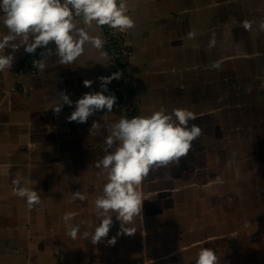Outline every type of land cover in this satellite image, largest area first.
<instances>
[{"label": "rangeland", "instance_id": "rangeland-1", "mask_svg": "<svg viewBox=\"0 0 264 264\" xmlns=\"http://www.w3.org/2000/svg\"><path fill=\"white\" fill-rule=\"evenodd\" d=\"M189 2L180 18V58L172 65L177 71L164 82L148 83L144 94L136 92L134 111L128 113L129 105L119 98L116 112L104 111L98 120L93 116L89 126L60 128L59 121L68 117L60 114L47 128L41 104L33 106L26 93L1 100L0 252L30 250L36 264H55V258H42L50 250L64 264H144L148 252L166 255L159 264H195L200 249L210 247L221 264H264V31L258 29L264 0ZM185 6L180 1V10ZM244 20L255 22L252 31L242 27ZM192 29L197 35L188 39ZM213 33L216 45L209 49ZM214 61L222 62L219 69L210 67ZM161 106L193 111L197 118L190 124L200 126L202 135L178 167L154 170L143 182L142 220L135 234L117 236L119 221L113 216L108 237L94 245V200L106 182L95 162L105 154V124L122 115H150ZM93 121H101L99 135H89ZM17 177L40 192V205L29 209L13 193ZM78 190L85 201L71 200ZM68 211L80 213L76 240L62 219ZM114 236L115 245H108ZM175 250L183 254L171 253Z\"/></svg>", "mask_w": 264, "mask_h": 264}, {"label": "clouds", "instance_id": "clouds-1", "mask_svg": "<svg viewBox=\"0 0 264 264\" xmlns=\"http://www.w3.org/2000/svg\"><path fill=\"white\" fill-rule=\"evenodd\" d=\"M0 20L7 29L0 37V72L9 71L15 60L14 53L23 47L28 54L42 48L41 59L33 65L43 72L50 56L55 55L61 65L75 63L85 52V45L107 56L103 27L119 32H127L135 27L129 14L128 0H0ZM252 20L242 21L246 31L253 30ZM94 29V31H92ZM258 29L264 31V19ZM194 39L196 30L187 34ZM50 45H54L50 47ZM213 33L209 39V49L215 47ZM6 49L10 51L6 52ZM221 61H214L211 68L219 69ZM121 72L107 77H99L100 90L84 93L75 101V110L66 118L69 122L86 123L98 111L112 113L117 97L109 92L107 85L113 79H120ZM92 80L85 79L84 87H91ZM108 93V94H105ZM55 114L64 105L72 106L69 95L61 91L57 94ZM196 114L185 107L173 108L170 112L161 106L150 115L131 118L122 115L118 121L105 125L109 130L104 138V156L95 162V167L106 174L101 194L94 200L98 217L91 235L92 244H98L108 237L113 226V216L119 221L117 236H131L137 231L142 220V205L145 200L141 185L149 174L160 168L178 167L193 147V142L202 135V128L190 121ZM89 135H99L101 124L93 121ZM13 193L26 200L29 209L40 205V192L25 186L24 177L12 179ZM87 196L80 190L72 191V201H85ZM115 213V215H112ZM78 211L66 212L62 219L67 226V235L76 240L81 235V223L76 222ZM82 235L87 238L89 233ZM108 245L116 243V237L107 240ZM195 264H221L217 253L210 247H202Z\"/></svg>", "mask_w": 264, "mask_h": 264}, {"label": "crops", "instance_id": "crops-1", "mask_svg": "<svg viewBox=\"0 0 264 264\" xmlns=\"http://www.w3.org/2000/svg\"><path fill=\"white\" fill-rule=\"evenodd\" d=\"M180 1L184 6L186 5L183 10L179 8ZM189 3V0H128L129 14L135 21V27L126 32L132 44V54L129 59L126 73L132 75V80L131 82H123L117 85L112 80L107 85L109 92L114 94L117 100L119 98L124 99L134 96L136 101L138 92L144 94L145 90H148V83L153 81L164 82L173 76V73H175L174 71H177L172 68V65L178 62L180 58L177 49L178 34L183 30L180 28V18H182V14L188 13L190 8ZM92 31H94V29ZM102 31L106 41L104 51L107 53V56H101L99 51L92 48L90 45H85L84 54L75 63L61 65L59 61L56 60L57 58L55 55H53L49 57V63L43 72L39 71L36 67L32 72H20L24 64V59L28 55L23 47H21L14 53L15 60L11 69L9 71L0 72V106L3 104L1 100L5 98L6 95L8 96L12 92H14L15 95L19 94L18 92L26 93L28 97L32 98V105L41 104L43 113L48 116V119L45 121L42 120V123L47 124V128H53L54 125L57 124V119L58 116L60 117V114L69 116L71 112L75 110V101L82 97L84 93L100 90L101 82L98 79L99 77L112 75V68L110 65L111 56L108 51L104 27ZM6 32L7 29L4 27L2 20H0V37L6 34ZM50 47L54 48V45H50ZM8 51H10V49H6V52ZM43 51L44 49H42V52ZM41 58L40 55L38 59ZM123 72L125 73V71ZM157 73L162 76L161 80L155 77ZM85 79L93 81L91 87H84L83 81ZM132 87L133 89H131ZM61 91L69 95V98L73 101V105H64L60 113L55 114L52 110L56 103L54 99L57 98V94ZM138 97L141 99L140 95ZM104 111H98L93 116L104 114ZM114 112H116L115 105L112 110V113ZM93 116L89 117L88 121L84 124L89 126L91 123L90 120H93ZM97 116L95 117L96 119ZM100 116L102 117V115ZM62 119L63 120L58 123L60 128L63 125V128L73 127V129L77 130V125H82L77 122H69L63 117ZM105 125H107V123ZM1 251L0 264H24V262L36 264V260L34 259L35 253L30 250H25V252H18L15 249H11V251ZM53 253H51V255L42 256V258L48 259V261L55 258V264H64L60 262L61 257L59 254H56L57 251H53ZM171 253L183 254L179 251H172ZM184 253L187 254L186 251H184ZM43 254L46 253L43 252L42 255ZM10 256H12V259ZM165 256L164 254L157 256L148 252L147 258L149 261L147 262V260H145L143 262L144 264H159ZM121 257L130 258V256H125L124 254L121 255ZM110 264H112V262Z\"/></svg>", "mask_w": 264, "mask_h": 264}, {"label": "built area", "instance_id": "built-area-1", "mask_svg": "<svg viewBox=\"0 0 264 264\" xmlns=\"http://www.w3.org/2000/svg\"><path fill=\"white\" fill-rule=\"evenodd\" d=\"M106 33L108 51L111 56L110 65L112 68V74L114 72H121L120 79H113L114 83L122 84L123 82H131L132 75L126 73L128 69L129 59L132 54V44L130 38L126 32H119L110 29L108 26H104ZM41 51L36 50L33 54H28L24 59L23 67L20 69L21 73L32 72L35 70L33 61L38 60ZM125 71V73L123 72ZM133 110V107L129 105V112ZM133 113V112H132ZM134 114V113H133Z\"/></svg>", "mask_w": 264, "mask_h": 264}, {"label": "flooded vegetation", "instance_id": "flooded-vegetation-1", "mask_svg": "<svg viewBox=\"0 0 264 264\" xmlns=\"http://www.w3.org/2000/svg\"><path fill=\"white\" fill-rule=\"evenodd\" d=\"M135 97L134 96H130V97H127V98H124L123 99V103H126L127 105H131L132 107H135ZM138 110L141 111V106L138 107ZM73 128V127H72ZM54 139V138H53ZM56 139V138H55ZM43 140V139H42ZM44 141V140H43ZM40 142L41 141H37L36 143L40 145ZM181 183V185L179 187H183V186H186L183 182H179ZM53 251L55 252L56 250H50L49 252L50 253H53ZM45 252V251H44Z\"/></svg>", "mask_w": 264, "mask_h": 264}, {"label": "bare ground", "instance_id": "bare-ground-1", "mask_svg": "<svg viewBox=\"0 0 264 264\" xmlns=\"http://www.w3.org/2000/svg\"><path fill=\"white\" fill-rule=\"evenodd\" d=\"M36 50H39V51H41V53H42V48H37ZM41 55V54H40Z\"/></svg>", "mask_w": 264, "mask_h": 264}, {"label": "trees", "instance_id": "trees-1", "mask_svg": "<svg viewBox=\"0 0 264 264\" xmlns=\"http://www.w3.org/2000/svg\"><path fill=\"white\" fill-rule=\"evenodd\" d=\"M262 93H264V89H263V92Z\"/></svg>", "mask_w": 264, "mask_h": 264}]
</instances>
